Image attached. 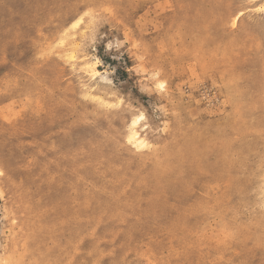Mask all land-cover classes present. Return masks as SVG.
I'll return each mask as SVG.
<instances>
[{"label": "rangeland", "instance_id": "obj_1", "mask_svg": "<svg viewBox=\"0 0 264 264\" xmlns=\"http://www.w3.org/2000/svg\"><path fill=\"white\" fill-rule=\"evenodd\" d=\"M0 264H264V0H0Z\"/></svg>", "mask_w": 264, "mask_h": 264}]
</instances>
